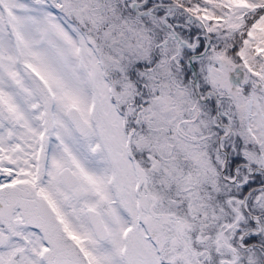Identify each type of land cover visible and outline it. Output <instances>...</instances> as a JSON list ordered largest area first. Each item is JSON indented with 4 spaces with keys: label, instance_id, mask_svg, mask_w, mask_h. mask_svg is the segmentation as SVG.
<instances>
[{
    "label": "snow or ice",
    "instance_id": "6c2138e0",
    "mask_svg": "<svg viewBox=\"0 0 264 264\" xmlns=\"http://www.w3.org/2000/svg\"><path fill=\"white\" fill-rule=\"evenodd\" d=\"M0 264H264V0H0Z\"/></svg>",
    "mask_w": 264,
    "mask_h": 264
}]
</instances>
